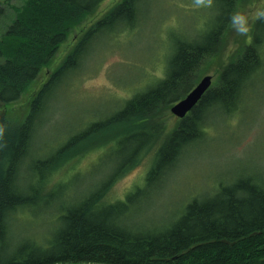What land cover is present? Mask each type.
I'll return each instance as SVG.
<instances>
[{
	"label": "trees",
	"instance_id": "1",
	"mask_svg": "<svg viewBox=\"0 0 264 264\" xmlns=\"http://www.w3.org/2000/svg\"><path fill=\"white\" fill-rule=\"evenodd\" d=\"M102 1L24 0L14 8L16 16L0 39L4 106L18 100L74 27ZM216 1L219 12L207 22L203 41H180L156 85L121 98L117 109L88 122L51 152L39 148L36 137L41 123L48 122L46 111L58 81L80 67L97 33L132 31L139 23L142 0H122L92 23L31 99L22 120L0 111V264H264V180L254 175L218 185L210 198L195 196L171 221L143 222L139 217L140 191L155 190L183 155L204 141L210 113L241 111L264 72L263 7L236 57L222 64L216 82L177 125L165 129L162 106L172 107L185 97L201 63L217 59L225 50L219 46L238 0ZM6 12L0 0V21ZM185 83L181 94H173ZM55 139L47 145H54ZM93 145L87 153L102 148L104 158L122 154L124 159L117 160L107 183L66 202L60 183L51 177L64 162ZM145 160L150 165L142 185L123 199L111 200V182ZM35 207L54 212L41 241L12 234L16 212Z\"/></svg>",
	"mask_w": 264,
	"mask_h": 264
},
{
	"label": "rangeland",
	"instance_id": "2",
	"mask_svg": "<svg viewBox=\"0 0 264 264\" xmlns=\"http://www.w3.org/2000/svg\"><path fill=\"white\" fill-rule=\"evenodd\" d=\"M2 1L7 12L0 21V39L16 16L14 8L24 3V0ZM120 1L103 0L96 12L85 16L60 46L51 63L43 66L38 77L23 89L18 100L8 106L0 102V111L15 121L22 120L31 99L79 38ZM263 7L264 0H238L219 46L225 50L222 55L218 51L217 59L201 63L194 86L208 74L213 76V83L216 82L222 64L236 57L241 40L248 39ZM139 9V23L134 28L129 27L132 31L119 28L109 34L97 33L89 42L80 67L58 81L50 109L46 111L48 122L41 123L37 131L36 143L39 148H45L46 153L88 122L117 109L122 99L156 85L165 76L167 64L180 41H203L207 22L217 16L219 5L216 0H142ZM185 86L186 83L173 94H181ZM162 110L165 129L177 125L181 118L171 112V106L163 105ZM207 119L204 141L184 154L155 190L146 194L140 191L141 195L137 197L138 207L142 206L141 221H171L195 196L210 198L218 185L233 182L241 175H254L258 181L264 180V72L257 77L241 111L233 114L214 112ZM54 138L55 144L47 145V141ZM94 146L64 162L58 168L60 171L51 177L54 183H60L64 201L73 202L103 182L107 183L116 169L117 160L124 159L122 154L113 158L109 154V159L104 158L102 148L87 153ZM149 165L145 160L118 175L110 184L108 197L123 199L137 185H142ZM53 213L46 207L19 209L16 212L17 227L14 226L12 234L40 240L52 224Z\"/></svg>",
	"mask_w": 264,
	"mask_h": 264
},
{
	"label": "water",
	"instance_id": "3",
	"mask_svg": "<svg viewBox=\"0 0 264 264\" xmlns=\"http://www.w3.org/2000/svg\"><path fill=\"white\" fill-rule=\"evenodd\" d=\"M212 84L213 76L211 74L203 76L185 97L171 107V112L179 118H184L199 103Z\"/></svg>",
	"mask_w": 264,
	"mask_h": 264
}]
</instances>
